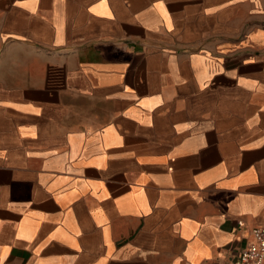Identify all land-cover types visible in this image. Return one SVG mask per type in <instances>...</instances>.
Returning <instances> with one entry per match:
<instances>
[{
	"label": "crops",
	"instance_id": "0c3cea01",
	"mask_svg": "<svg viewBox=\"0 0 264 264\" xmlns=\"http://www.w3.org/2000/svg\"><path fill=\"white\" fill-rule=\"evenodd\" d=\"M264 225V0H0V264H219Z\"/></svg>",
	"mask_w": 264,
	"mask_h": 264
},
{
	"label": "built area",
	"instance_id": "2783aa9c",
	"mask_svg": "<svg viewBox=\"0 0 264 264\" xmlns=\"http://www.w3.org/2000/svg\"><path fill=\"white\" fill-rule=\"evenodd\" d=\"M253 241L233 259L219 264H264V225L252 231Z\"/></svg>",
	"mask_w": 264,
	"mask_h": 264
}]
</instances>
